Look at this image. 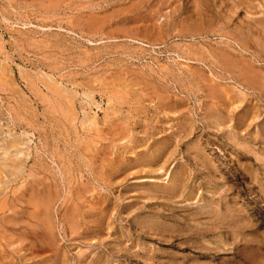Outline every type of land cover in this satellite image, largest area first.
<instances>
[{
	"label": "rangeland",
	"instance_id": "obj_1",
	"mask_svg": "<svg viewBox=\"0 0 264 264\" xmlns=\"http://www.w3.org/2000/svg\"><path fill=\"white\" fill-rule=\"evenodd\" d=\"M0 264H264V0H0Z\"/></svg>",
	"mask_w": 264,
	"mask_h": 264
},
{
	"label": "bare ground",
	"instance_id": "obj_2",
	"mask_svg": "<svg viewBox=\"0 0 264 264\" xmlns=\"http://www.w3.org/2000/svg\"><path fill=\"white\" fill-rule=\"evenodd\" d=\"M96 143V142H95ZM15 208V207H14ZM49 211V210H48Z\"/></svg>",
	"mask_w": 264,
	"mask_h": 264
}]
</instances>
